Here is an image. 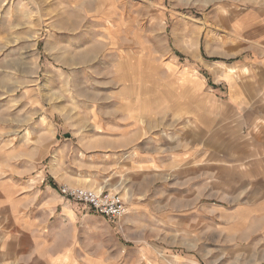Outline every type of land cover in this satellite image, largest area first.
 Masks as SVG:
<instances>
[{
  "label": "rangeland",
  "instance_id": "rangeland-1",
  "mask_svg": "<svg viewBox=\"0 0 264 264\" xmlns=\"http://www.w3.org/2000/svg\"><path fill=\"white\" fill-rule=\"evenodd\" d=\"M44 174L103 264H264V0H0V207Z\"/></svg>",
  "mask_w": 264,
  "mask_h": 264
},
{
  "label": "crops",
  "instance_id": "crops-1",
  "mask_svg": "<svg viewBox=\"0 0 264 264\" xmlns=\"http://www.w3.org/2000/svg\"><path fill=\"white\" fill-rule=\"evenodd\" d=\"M111 151L118 154L117 161L113 160L117 169L130 165L131 160L120 157L121 147ZM141 161L151 163L152 158ZM45 176L38 185L44 187L43 191L39 187L37 194L29 199H15L14 205L25 202L16 208L17 212L10 214L6 203L0 207V264H103L101 242L89 245L84 239L85 230L80 227V222L89 217L100 221L103 218L77 210L71 201L47 185L50 180H45ZM0 201L8 202L1 197ZM118 253L119 246L110 245L109 258L114 264L118 262Z\"/></svg>",
  "mask_w": 264,
  "mask_h": 264
},
{
  "label": "built area",
  "instance_id": "built-area-1",
  "mask_svg": "<svg viewBox=\"0 0 264 264\" xmlns=\"http://www.w3.org/2000/svg\"><path fill=\"white\" fill-rule=\"evenodd\" d=\"M59 192L66 198L75 199L87 205L110 222L119 221L126 212L125 202L120 196L102 189L75 188L65 185L60 186Z\"/></svg>",
  "mask_w": 264,
  "mask_h": 264
},
{
  "label": "bare ground",
  "instance_id": "bare-ground-1",
  "mask_svg": "<svg viewBox=\"0 0 264 264\" xmlns=\"http://www.w3.org/2000/svg\"><path fill=\"white\" fill-rule=\"evenodd\" d=\"M99 190H101V189H99Z\"/></svg>",
  "mask_w": 264,
  "mask_h": 264
}]
</instances>
